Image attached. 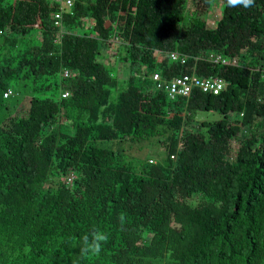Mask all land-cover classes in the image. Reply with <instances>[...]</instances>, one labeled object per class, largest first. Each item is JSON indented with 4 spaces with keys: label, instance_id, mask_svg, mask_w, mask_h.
Instances as JSON below:
<instances>
[{
    "label": "trees",
    "instance_id": "16d2710c",
    "mask_svg": "<svg viewBox=\"0 0 264 264\" xmlns=\"http://www.w3.org/2000/svg\"><path fill=\"white\" fill-rule=\"evenodd\" d=\"M0 264H264V0H0Z\"/></svg>",
    "mask_w": 264,
    "mask_h": 264
},
{
    "label": "built area",
    "instance_id": "2783aa9c",
    "mask_svg": "<svg viewBox=\"0 0 264 264\" xmlns=\"http://www.w3.org/2000/svg\"><path fill=\"white\" fill-rule=\"evenodd\" d=\"M56 2H61L62 8H71L73 5V0H52ZM62 12L58 11L55 14V21L56 24L59 27H62ZM173 59H177L178 55L177 53L171 54ZM220 60V58H217V61ZM184 61V60H183ZM224 62V61H223ZM68 72H65V76H68ZM154 79L158 80L159 75L155 74ZM200 87L205 92H211L215 95L219 94L223 88H224V81L221 78H206V79H200L197 76H183L179 77L177 79H174L173 81H170L168 83L161 82L158 83V87L166 89V91L169 93L170 96L175 97L177 95H190L192 92V89L194 87ZM11 91L9 90L7 93H5V96L10 95ZM67 93H64V96H67Z\"/></svg>",
    "mask_w": 264,
    "mask_h": 264
},
{
    "label": "clouds",
    "instance_id": "9594fccd",
    "mask_svg": "<svg viewBox=\"0 0 264 264\" xmlns=\"http://www.w3.org/2000/svg\"><path fill=\"white\" fill-rule=\"evenodd\" d=\"M226 4L230 8H234V7H237V6H242L244 8H249L253 4V0H226ZM156 74H158V73H156ZM158 80H155V81H158ZM161 82H164V81L161 80ZM105 239H106V237L104 235L96 234L95 237H94L93 244L91 245L92 251L95 252V253H99V251L101 250L99 242L103 241ZM85 242L87 243V238H85Z\"/></svg>",
    "mask_w": 264,
    "mask_h": 264
},
{
    "label": "rangeland",
    "instance_id": "374dc122",
    "mask_svg": "<svg viewBox=\"0 0 264 264\" xmlns=\"http://www.w3.org/2000/svg\"><path fill=\"white\" fill-rule=\"evenodd\" d=\"M221 15V11H220V9L217 11V16H220ZM211 24H210V26H214L215 24H216V21L217 20H215V19H211ZM198 117L199 118H205V117H208V118H211L212 120H216V119H218V118H220V115L219 114H217V113H206V112H201V113H199L198 114ZM151 152H153V153H151V155L153 156V157H156L155 159L156 160H159V156L158 155H160L161 153V150L160 149H158L157 147H153V149L151 150Z\"/></svg>",
    "mask_w": 264,
    "mask_h": 264
}]
</instances>
